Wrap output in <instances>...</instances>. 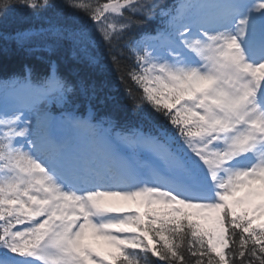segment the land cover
<instances>
[{
    "label": "snow or ice",
    "instance_id": "obj_1",
    "mask_svg": "<svg viewBox=\"0 0 264 264\" xmlns=\"http://www.w3.org/2000/svg\"><path fill=\"white\" fill-rule=\"evenodd\" d=\"M10 7L70 13L62 31L121 82L131 60L143 95L126 94L159 119L143 133L49 115L75 91L54 64L0 85V264H264V0H0ZM158 8L163 31L133 35Z\"/></svg>",
    "mask_w": 264,
    "mask_h": 264
},
{
    "label": "trees",
    "instance_id": "obj_2",
    "mask_svg": "<svg viewBox=\"0 0 264 264\" xmlns=\"http://www.w3.org/2000/svg\"><path fill=\"white\" fill-rule=\"evenodd\" d=\"M12 2L15 3V0ZM92 2L95 3V0ZM99 2L103 4L107 0ZM157 2L160 8L167 10L177 0ZM160 8L155 10L152 19L141 20L133 35L137 37L143 31L159 29L161 26L156 24H162L166 19ZM72 19V15L66 11L47 10L33 15L19 7H10L0 13V85L22 77L26 69L31 70V79L37 82L47 74L49 65L54 64L56 71L75 87L69 96L70 102L65 105L80 113L94 112L108 116L124 127H154V119L159 118L149 116V106L145 104L140 110H135L126 94L127 87L132 95H143L142 90L127 78L132 61L121 58L126 77V82H121L109 58L98 51L94 52V44L79 42L69 32L62 31ZM41 29L61 30V34H36ZM28 31L33 35L23 42L14 39L17 33ZM121 50L127 54V50L120 46L114 48L113 52Z\"/></svg>",
    "mask_w": 264,
    "mask_h": 264
},
{
    "label": "rangeland",
    "instance_id": "obj_3",
    "mask_svg": "<svg viewBox=\"0 0 264 264\" xmlns=\"http://www.w3.org/2000/svg\"><path fill=\"white\" fill-rule=\"evenodd\" d=\"M49 103V102H48ZM47 106L48 105H45V107H44V109L43 110H45V111H47L48 112V109H47ZM48 114L50 115V113L48 112ZM102 243V242H101Z\"/></svg>",
    "mask_w": 264,
    "mask_h": 264
}]
</instances>
